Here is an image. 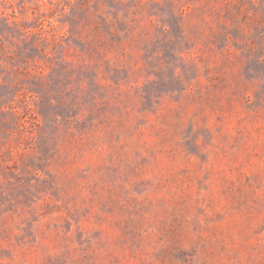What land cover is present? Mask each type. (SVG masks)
<instances>
[{
    "label": "rangeland",
    "instance_id": "rangeland-1",
    "mask_svg": "<svg viewBox=\"0 0 264 264\" xmlns=\"http://www.w3.org/2000/svg\"><path fill=\"white\" fill-rule=\"evenodd\" d=\"M0 264H264V0H0Z\"/></svg>",
    "mask_w": 264,
    "mask_h": 264
}]
</instances>
